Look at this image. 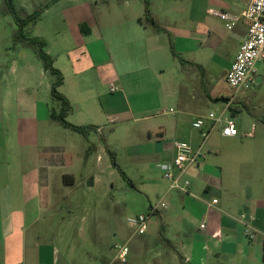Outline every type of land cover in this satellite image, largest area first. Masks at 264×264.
Here are the masks:
<instances>
[{
	"label": "crops",
	"instance_id": "1",
	"mask_svg": "<svg viewBox=\"0 0 264 264\" xmlns=\"http://www.w3.org/2000/svg\"><path fill=\"white\" fill-rule=\"evenodd\" d=\"M99 1L106 9H101L97 17L93 2ZM112 1L58 0L38 20L40 23L50 13L56 15L64 9L62 20L54 21L53 29L67 32L78 42L70 51L68 69L59 68L65 79L59 89H65L62 95L71 104L68 116L77 118L73 122L77 126L96 127L98 131L87 140L88 144L97 145L94 134L102 135L106 124L123 121L105 108L89 104L93 79H97V86L111 84L118 88V83L125 90L124 78L132 76L131 97L133 102L140 103L136 105L138 112L147 107L157 108L159 100L175 107L165 112L173 116V121L159 122L147 129L149 140L156 143L157 168L174 157L171 144L177 140L188 141L204 154L199 167L184 176L190 181L188 192L167 189L164 194L173 205L164 209L163 226L168 231L173 229L177 248L166 237L168 248L155 258L141 260L150 243L145 238L148 232L144 236L132 235L125 240L129 241V260L132 264H155V259L157 264H262L264 119L260 127L254 123L240 129L237 116L248 108L247 103L211 89V75L216 73L226 79L247 37L246 23L241 19L229 30L218 18L205 21L198 14L195 19L187 18L180 5L162 0L161 21L155 19L150 6L154 25L144 19L145 0H119L122 10H111ZM31 6L24 4L20 8L29 13L42 6V0ZM244 11L237 6L225 12L241 16ZM6 15L0 13V27L2 16ZM82 25L87 26L89 34L82 33ZM171 45L182 61L173 56ZM47 53L54 58L49 50ZM2 66L0 51V119L4 118L0 120V264H89L82 254L67 249L72 224H61L62 219L52 210V193L59 183L56 178L62 165L57 164L55 157L62 153L53 150L55 147L47 137L43 145L41 142L40 123L51 120L50 109L36 105L37 109L29 114L27 104L22 103L13 122L14 67L3 70ZM41 76L46 77V72ZM263 84L264 73L259 74L256 68L255 85ZM125 98L129 103L130 97ZM211 113L234 119L239 136L223 137L221 127H217L203 144L193 122ZM151 117L136 121H148ZM187 124L190 126L186 127ZM210 125L207 121L206 129ZM211 153L216 158H211ZM100 158L103 160L102 155ZM215 199L218 203L208 207ZM194 222H199V226L195 227ZM202 224L205 229H201ZM109 264H114V260Z\"/></svg>",
	"mask_w": 264,
	"mask_h": 264
},
{
	"label": "rangeland",
	"instance_id": "2",
	"mask_svg": "<svg viewBox=\"0 0 264 264\" xmlns=\"http://www.w3.org/2000/svg\"><path fill=\"white\" fill-rule=\"evenodd\" d=\"M38 1L41 2V0H13V5L20 10L21 5L27 4L33 7L38 4ZM147 1L149 10L150 6L153 9L155 19L161 21L164 18L162 0ZM0 2L2 4L0 13L7 14L4 0ZM51 4L53 0H42V6L32 8L29 13L46 5L50 7ZM170 4L180 5L187 18L195 19L198 14L205 21L209 18H218L210 14L211 10L231 11L237 6L242 9L247 8L244 0H170ZM93 5L97 17L101 9H106L103 8L104 4L101 1L98 4L93 2ZM119 5V0H114L110 9L122 10ZM63 10L56 15L50 13L44 17L43 21L38 22L39 24L28 25L25 32L31 38L39 37L47 40L45 51L49 50L54 55L53 60L58 61L54 67L65 70L71 62L69 60L70 51L76 47L78 42L72 36L70 38L67 32L58 33L53 29V24H55L53 22L59 23L62 20L63 12L65 13ZM144 19L149 21L146 16ZM2 20L0 27L2 67L3 70L7 66L13 65L14 67L11 77L13 122L18 113L17 108L22 103L27 104L30 109L29 114H32L38 105L39 107L48 106L50 111L60 113L62 104L52 96L50 91L56 77L50 73L42 77L41 74L45 70L35 49L15 41L14 35L18 30L15 18L7 14L2 16ZM114 63L116 64L115 60ZM257 69L259 74L264 73V62L259 63ZM211 76L213 91L220 95L234 97L237 102L247 103L248 108L237 116L240 129H247L254 123L257 127L262 126L264 84L255 85L253 89L242 90L236 94L224 77L216 73ZM131 79L132 76L124 78V83L127 85L125 90L115 83L119 88L117 93L111 92V84L100 87L96 85L97 79H93L94 87L91 89L94 91L89 98L91 100L89 104L105 108L110 115L116 114L123 121L106 124L102 135L95 137L94 134V142L98 146L88 144L86 138L64 128L59 122L50 120L40 123L42 145L44 138L47 137L52 142L51 145L55 147L53 150L62 153L55 157L59 162L56 161L57 164L62 165L58 169L59 173L56 178L59 183L54 186L55 190L52 193L55 206L52 210L57 213L58 218L62 219L61 224L69 222L72 224L73 229L70 231L72 238L67 244V249L75 250L78 255L82 254L89 264L112 262L116 253L113 246L125 242L134 233V228L129 225L128 220L140 215L148 217L149 231L145 238L150 239L149 245L141 255V260L155 258L158 252L168 248L166 237L171 240L172 247H176L173 229L168 231V228L163 226L166 211L161 208L162 202L168 206V209L173 205L171 198L164 196L167 189H170V184L156 166L157 159L154 156L156 143L154 140H149L147 133L150 126L159 122L173 121V116L165 114L173 106L163 105L159 100L157 108L147 107L145 111L144 108L138 112L136 105L140 103L133 102L131 97L133 95ZM207 85L206 81V87ZM58 91L61 94L66 93L64 88ZM125 97H130L129 103ZM150 104L146 103L148 106ZM149 116L152 117L148 121H136V119ZM67 121L74 124L77 118L69 114ZM188 126L190 125L187 124L186 127ZM101 155L103 160L100 158ZM211 158H216L215 154L211 153ZM99 163L100 165L97 166ZM71 174L74 177L70 176L67 182L72 181L75 185L66 184L65 186L63 178ZM194 223L195 227L199 226V222ZM154 262L157 264L159 261L155 259ZM114 264L121 263L114 261ZM128 264H132V259Z\"/></svg>",
	"mask_w": 264,
	"mask_h": 264
},
{
	"label": "built area",
	"instance_id": "3",
	"mask_svg": "<svg viewBox=\"0 0 264 264\" xmlns=\"http://www.w3.org/2000/svg\"><path fill=\"white\" fill-rule=\"evenodd\" d=\"M247 8L237 16L225 11H210V14L218 17L225 22L226 27L232 30L241 19L248 27V34L240 47L239 53L231 69L226 75V81L229 87L239 93L242 90L251 89L255 85V74L257 65L264 62V0H244ZM111 92H118V88L111 87ZM232 101L228 102L231 106ZM228 106V107H229ZM207 121L210 127L206 129ZM221 127L223 137L234 138L239 136V130L234 119L227 118L224 114H209L207 117L197 118L193 122V128L201 133L203 144L209 139L211 132ZM174 157L159 165L164 178L170 184V190L187 193L190 187V181L184 179V176L192 169L199 167V162L204 154L202 150H197L188 141L177 140L172 144ZM218 203L215 199L208 207H213ZM166 204L161 203V208L166 209ZM129 225L134 228L133 236H144L149 229L148 217L140 215L128 220ZM205 224L201 229H205ZM115 250L114 261L121 264H127L129 261L130 247L129 241L118 243L113 246Z\"/></svg>",
	"mask_w": 264,
	"mask_h": 264
},
{
	"label": "trees",
	"instance_id": "4",
	"mask_svg": "<svg viewBox=\"0 0 264 264\" xmlns=\"http://www.w3.org/2000/svg\"><path fill=\"white\" fill-rule=\"evenodd\" d=\"M57 1L58 0H53V3L57 2ZM145 5H146V15L145 16H146L147 20H149L150 22H152V24L155 25V23L153 22V19L151 18V15H150L147 0H145ZM4 8H5L7 14H10L15 18V21L17 23L18 30L14 35L15 41L21 42L27 47H33L36 51L38 58L40 59V61L43 64V68H44L45 72L50 73L51 75L56 77V80L52 86V96L61 102L62 108H61L60 113H57L54 110L50 111L51 120L59 122L64 128L69 129V130L83 136L84 138L88 139V137L90 136V134L92 132H97L98 130L94 126H77V125H74V124L67 121L68 113L71 110V104H70L69 100L64 95L59 93V91H58L59 88L64 85V81H65L64 75L59 69L54 67L53 58L45 51V49L47 47L46 40L39 38V37H32L31 38L25 32V29L28 25L36 24L38 22V20L41 18L44 11L49 8V5H46L45 7H42L39 9H36L33 13L29 14L23 8H21L20 10H17L13 5V0H4ZM86 28H87L86 25L81 26L82 33L87 35L90 32ZM171 50H172L173 56L175 58L181 60L180 56L174 50L173 45H171ZM222 99L225 100L227 98H222ZM69 177L70 176H64V178H63L64 183H66L68 185H72V181H70L71 183L67 182V179ZM263 262H264V253H263Z\"/></svg>",
	"mask_w": 264,
	"mask_h": 264
}]
</instances>
